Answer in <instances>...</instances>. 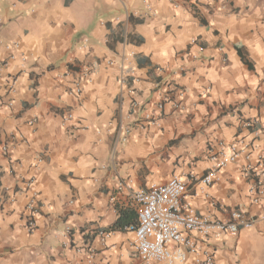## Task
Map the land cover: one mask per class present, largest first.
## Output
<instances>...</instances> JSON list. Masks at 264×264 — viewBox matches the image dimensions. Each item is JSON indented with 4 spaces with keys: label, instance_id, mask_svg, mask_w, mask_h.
Returning <instances> with one entry per match:
<instances>
[{
    "label": "crops",
    "instance_id": "obj_1",
    "mask_svg": "<svg viewBox=\"0 0 264 264\" xmlns=\"http://www.w3.org/2000/svg\"><path fill=\"white\" fill-rule=\"evenodd\" d=\"M0 61V264H138L133 234L110 230L121 210L135 211L115 185L172 175L188 181L196 213L240 209L252 220L212 242L214 264H264V196L251 201L243 170L244 155L255 165L264 146V132L253 134L264 121V0H0ZM157 79L183 90L184 110L166 102L159 127L138 128ZM76 80L78 95L68 92ZM236 140L238 159L211 186L198 183L209 152ZM32 192L39 210L28 230ZM97 230L110 232L104 243Z\"/></svg>",
    "mask_w": 264,
    "mask_h": 264
},
{
    "label": "built area",
    "instance_id": "obj_2",
    "mask_svg": "<svg viewBox=\"0 0 264 264\" xmlns=\"http://www.w3.org/2000/svg\"><path fill=\"white\" fill-rule=\"evenodd\" d=\"M213 2V0H205ZM195 40H192V43ZM14 46H16L14 44ZM111 63V62H110ZM6 65L0 61V69ZM165 71L162 66L153 69V72L160 74ZM83 81L90 80V70L84 66L79 70ZM128 74L121 66L118 82L121 85L127 84ZM15 79L9 86L11 91ZM156 101L153 110H144L140 119H136L137 127L146 129L159 127L163 116L164 104L172 102L174 110L183 111L182 98L184 92L175 85H167L166 82L157 79L155 82ZM82 83L76 80L68 92L78 95L81 93ZM130 93L133 90L128 89ZM11 102H9L10 104ZM134 112L140 110V104L135 99L130 101ZM65 119H72L68 113ZM256 121L247 119L242 122L245 128H252ZM128 123H120L118 140L125 141L126 135L130 132ZM264 132V121L253 130L254 138H259ZM240 140L233 142L219 141L218 150L210 151L208 156L213 162L209 170L197 181L204 187L211 186L217 179L219 170L227 163L235 162L243 152ZM6 145L1 149L5 151ZM247 164L244 171L248 172L251 183L248 189L252 202H257L264 196V146L257 156L255 165L249 162L250 152L244 155ZM34 180L25 182L26 188H30ZM117 191L126 190L135 205L137 222L125 226V230L133 234V246L138 258V264H150L158 262L162 264H214V252L212 242L219 240L223 233H235L241 228H250L252 220L240 209H233L229 212L227 219H218L207 214H198L192 208L189 196L188 181L179 175H172L167 181L154 183L147 187L134 188L131 180H119L115 185ZM37 193L32 192L25 205L26 227L32 230L36 226L35 216L38 213ZM68 229V228H67ZM110 232L97 230L94 235L100 242L104 243ZM88 256L92 258L93 249L88 246Z\"/></svg>",
    "mask_w": 264,
    "mask_h": 264
},
{
    "label": "trees",
    "instance_id": "obj_3",
    "mask_svg": "<svg viewBox=\"0 0 264 264\" xmlns=\"http://www.w3.org/2000/svg\"><path fill=\"white\" fill-rule=\"evenodd\" d=\"M137 222L136 212L131 208L121 210L116 221L110 226V230H123L125 226Z\"/></svg>",
    "mask_w": 264,
    "mask_h": 264
}]
</instances>
